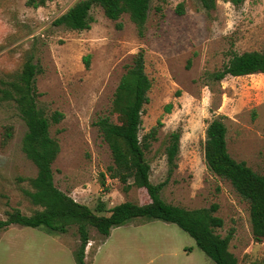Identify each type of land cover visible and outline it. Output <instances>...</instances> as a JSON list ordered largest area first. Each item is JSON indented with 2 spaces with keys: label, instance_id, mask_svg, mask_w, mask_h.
Here are the masks:
<instances>
[{
  "label": "rangeland",
  "instance_id": "374dc122",
  "mask_svg": "<svg viewBox=\"0 0 264 264\" xmlns=\"http://www.w3.org/2000/svg\"><path fill=\"white\" fill-rule=\"evenodd\" d=\"M30 1L0 0V80L16 81L28 60L41 69L38 106L49 119L55 112L64 115L50 127L61 146L53 164L55 186L94 211L101 202L109 210L126 201H150L145 190L125 191L123 183L109 178L113 158L95 126L110 115L122 76L144 51L152 88L140 136L162 123L146 152L152 183L167 181L161 197L176 206L217 204L215 215L224 221L217 233L224 237L234 230L229 250L238 264H264V239H254L248 201L204 159L208 124L224 117L231 156L264 174V74L227 76L221 83L209 78L235 53L264 51V0L239 5L214 0L211 10L201 0H153L143 37L127 14L112 21L94 7L91 29L76 31L54 22L81 0H34L40 6ZM177 131L180 151L169 174L166 147ZM26 132L15 102L0 98V220L15 209L25 215L42 209L27 195L38 170L22 149ZM90 236L86 264H215L188 233L161 220L135 218L113 228L109 237L93 228ZM79 245L76 226L54 234L11 225L0 232V264H76Z\"/></svg>",
  "mask_w": 264,
  "mask_h": 264
},
{
  "label": "trees",
  "instance_id": "16d2710c",
  "mask_svg": "<svg viewBox=\"0 0 264 264\" xmlns=\"http://www.w3.org/2000/svg\"><path fill=\"white\" fill-rule=\"evenodd\" d=\"M40 1L43 3V0ZM152 1L81 0L56 19L54 24L76 31L89 30L93 23L91 10L101 7L105 16L112 21L120 20L125 14L129 15L139 36L143 37ZM201 2L208 10L215 8L214 0ZM231 2L239 5L243 0ZM30 4L40 6V3L34 0H31ZM178 12H184L183 5L179 6ZM117 28L121 29L122 24L118 23ZM85 62L89 67V55ZM40 71L38 64L28 60L22 72L17 75L16 81L0 80L1 84L7 86L0 89V98L15 102L27 126L22 149L38 170L37 176L29 180L33 191H27V195L33 205L42 208L31 215H25L19 209L7 213V218L0 220V232L11 225H19L44 228L57 234L66 233L70 227L76 226L80 245L74 252V260L76 264H86V248L91 241L92 228L102 236L109 237L113 228L126 225L135 218L161 220L176 224L188 233L198 248L215 264H238V259L229 250L234 230H230L224 237L217 233V229L224 226L223 219L215 215L217 204L210 208L189 210L167 203L161 197V191L167 181L154 184L150 179L151 166L146 159V152L150 150L152 142L157 140L162 123L159 121L149 133L140 136L142 114L144 106L150 101L149 91L152 88V81L145 70L144 51L135 55L133 63L122 76L114 94L110 115L100 117L95 122L113 158V165L108 168L109 178L123 183L125 191L133 187L145 190L150 201L143 204L126 201L107 210L106 205L101 202L97 211H94L55 186L53 164L60 154L61 146L59 141L51 136L50 127L60 123L64 115L55 112L49 119L44 110L39 108L40 93L36 76ZM254 74H264V51L235 53L222 69L209 74V78L221 83L227 76L243 77ZM167 108L170 109L171 105ZM113 117L116 120H113ZM227 133L224 117L209 122L204 144L205 163L212 173L229 181L241 197L248 201L253 236L255 241L261 242L264 239V174L254 171L245 162L237 161L231 156ZM180 138V132L171 133L166 147L169 174L177 167Z\"/></svg>",
  "mask_w": 264,
  "mask_h": 264
}]
</instances>
